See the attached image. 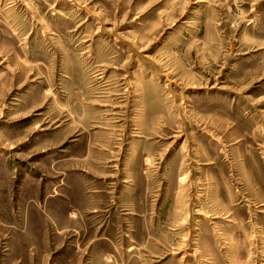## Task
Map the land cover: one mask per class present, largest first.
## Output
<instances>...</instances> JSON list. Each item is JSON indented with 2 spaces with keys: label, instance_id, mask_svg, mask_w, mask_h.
Wrapping results in <instances>:
<instances>
[{
  "label": "rangeland",
  "instance_id": "374dc122",
  "mask_svg": "<svg viewBox=\"0 0 264 264\" xmlns=\"http://www.w3.org/2000/svg\"><path fill=\"white\" fill-rule=\"evenodd\" d=\"M0 264H264V0H0Z\"/></svg>",
  "mask_w": 264,
  "mask_h": 264
}]
</instances>
